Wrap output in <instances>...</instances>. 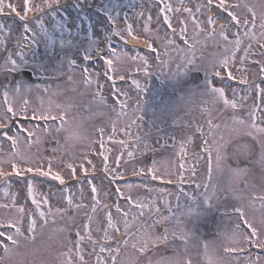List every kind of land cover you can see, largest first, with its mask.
<instances>
[{
	"label": "rangeland",
	"instance_id": "rangeland-1",
	"mask_svg": "<svg viewBox=\"0 0 264 264\" xmlns=\"http://www.w3.org/2000/svg\"><path fill=\"white\" fill-rule=\"evenodd\" d=\"M7 1L17 6L19 11H24L19 7L23 3L22 0ZM65 1L59 0L58 3ZM231 1L240 4V0L239 2L226 0L227 5L231 4ZM246 1L245 7L251 8V11L246 9L243 11V8H238L234 14L243 25L244 21L253 19L252 13L254 12L257 25L255 34L256 31L261 33L264 31L260 28V23L264 20V0ZM33 2L36 5H42L44 0L39 2L33 0ZM158 2L160 4L161 0L111 1L107 6V14L115 22L124 23L123 27H113L109 23L98 26L96 21L98 15L96 10L92 11L97 6L84 4L80 1L73 4L82 11L80 16H73L67 7L58 8L56 5L52 7L48 16H41L38 11L29 12L28 15L34 14L35 21L42 19L43 25L41 26L35 21L31 27L29 25L31 39L27 43V48L23 47L25 49L23 52H20L21 50L19 51L17 47L19 31L15 23L0 21L3 24L0 25L3 27L0 37H3L5 41L4 44H0V172L7 170L10 162H17L22 166L41 164L40 155L43 153V163L47 165L45 170L48 169L49 160H51V168L55 169L54 173L59 172L64 178H70L73 176L67 165L70 164V158H73L72 162L75 168L83 166L84 169H87V173L91 172L88 181L94 183L98 189V193L94 196L100 201L99 206L108 204L109 212L117 216V229L119 227L122 229L124 222L123 212L118 211L116 206L119 205L121 210L130 206L126 204L125 197H132L135 202L148 205L146 207L148 209L151 207L149 195L152 196L153 192L176 190L178 187L176 192H181L180 196L182 193L185 194L183 202L195 206L193 202L196 195L203 193L205 189L216 192V185L222 184L227 179V174H230L229 180L232 181L228 189L230 193L219 201L223 208L229 207L235 214L228 216L224 226L222 217L216 220V229L219 234H209L208 237L214 239L209 241L210 244L205 248L204 240H193V236L191 237L193 241L178 240V236L183 237L187 234L189 237L188 233L184 231L185 228L179 227L178 224L182 220H187L185 216H181L183 214V206H181L179 214L171 210L167 219L165 218L163 221L171 225L167 235L173 238L172 242L169 238L164 239L163 237H166L164 235L153 236L150 234L149 238H146V235L141 232L137 236L130 234L124 239L127 244L123 243L124 241L117 243V248H119L117 259L120 258L117 264H156V258L163 251H169L168 256L171 261L165 259L161 264H186V261L189 264H249L250 261L247 258L252 260L251 255L253 254H249L250 252L245 256L238 254L250 245L248 240L259 239L260 246H264V140L259 138L263 135L260 133L261 128L259 127L260 131L256 126L253 127V123H251L253 121L249 117V112L253 109L255 95L259 99L261 98L257 85L264 88L262 82L264 72L259 73V69H257L264 60V52L261 51L264 49V43L260 48V53L255 47V42L259 40L260 36L256 34L257 39L242 37L240 50L235 53V58L230 61L229 65L224 67L219 62L232 56L234 45L220 38L221 27L216 30L215 36L209 35L211 26L207 24V19L209 14L216 12V8H211L207 4V0H163L161 4H171L172 6V11L167 12L172 27L167 31L165 30L167 22L163 20L165 13L160 12ZM212 3L217 6V0H212ZM197 5H205V7L201 11H197ZM184 8H189L192 13L198 14L195 20L200 22L202 31L197 28L191 16L183 15ZM9 11L11 10L9 9ZM246 12L250 13L246 14ZM137 13H143V15L137 16ZM149 16L151 22L148 24V28L151 35L144 31ZM224 20L227 19L224 17ZM127 23L133 26L132 30L135 31V35L143 37L153 44L158 51L157 54L154 55L151 51L143 52L133 45H128L127 40L132 36L126 31ZM185 25L186 36H181V28ZM233 27H235L234 33L246 31H242V26H237L235 23ZM231 28L227 29L229 30L227 31L229 41L234 40L233 33L230 32ZM117 29L121 31L124 40L118 37ZM249 29L251 31L250 26ZM187 32H191L190 35ZM167 35L168 37H166ZM247 38L249 42H247ZM107 39L117 40L118 52L126 50L129 56L146 57L148 60L147 71H145L142 66L143 60H132L124 54L113 58L115 70L108 69V74L111 73V77L112 75L117 76V84L114 85V90L120 89V92L117 93V107L115 106L116 102H113L109 97L110 93H114L111 92V84L108 82L109 80H103L105 77L98 74L97 67L88 68L95 81L89 84L83 71L72 66L74 61L82 62L83 58L80 54L88 53L84 57L92 56L97 49L102 48V41ZM183 41L188 43L185 44ZM249 44H251V50L248 57L242 59L244 49ZM192 45L195 47L193 48ZM52 51H54V57L50 58ZM30 52L31 54H29ZM9 54L13 59H17L18 68L16 71H6L3 68ZM50 59H53V62L49 61ZM188 60H192V63H188ZM254 61L259 66H256ZM50 65L53 66L50 67ZM30 67L35 70V76L43 78L41 83H28L25 79L18 78L21 69ZM225 69H227V74L231 72L234 76H240L242 80L246 79L248 84H244L240 88L241 91H237L236 88L231 91L224 81H218L215 77L217 71L220 75H224ZM197 72L205 74L201 83H197L193 79V74ZM6 77L10 79L7 81ZM120 77H123V80ZM133 81H139V86H136ZM208 81L211 82L210 85L207 83ZM211 87H223L229 100L236 99L237 108L233 109L230 114L227 113V108H223V101L216 100V96L210 92ZM4 91L9 93L7 100L4 99ZM218 102L220 107L216 106ZM9 104L12 106V113L7 110ZM65 108H72L76 112L87 113L93 117L90 123L95 134L94 143L90 149H83L72 156L61 151H54L53 155L47 154L45 142H52L51 148L56 149L61 142L60 138H56L58 145L53 144L55 139L51 136L40 143H34L39 128L29 127L26 129L33 133L31 139L29 140L24 133H15L14 140L18 147L14 151L5 152L6 145L13 144L7 138L13 137L11 133L3 136L5 126L12 121L21 125L20 117L29 114L37 116L62 114L67 117L68 114L63 110ZM25 109L26 111H24ZM259 113L263 116V112ZM230 117L232 119L229 121ZM209 119L215 124V121L218 120L217 126L222 125L228 128L223 131H209ZM197 126L201 128L206 126V129L203 130L206 139L212 132L211 144L207 143V147L211 149V156L203 150L204 136L197 131ZM100 129H103V137L100 135ZM206 130L208 131L205 132ZM252 133L258 140V146L251 142L254 140L249 137L253 136ZM237 138L242 139H239V143L236 144L234 140ZM98 139L99 142L103 139V147H101V143L96 144ZM225 139H230V143L233 142L229 143L231 148L227 149L228 152L223 146ZM119 141L126 143L121 144ZM181 144L185 145L187 151V154L183 156L180 150ZM40 146L42 147L40 148ZM243 148L248 149L247 162L241 166L226 168L225 176L222 177L220 162L224 158L233 160L237 154L243 152ZM129 151L134 153L131 158L127 155ZM105 156H107L106 162ZM194 156L200 157V160L196 162ZM209 157L216 159L210 165ZM149 159H152V162H149ZM117 161H119L118 164ZM105 163L110 170L108 173L104 172ZM174 163L178 170L177 167L174 168ZM180 164H184V167H179ZM208 165L210 168L208 181L213 183L207 186L203 168L206 169ZM152 166L157 172L156 176L160 174L164 177L175 172L173 175H169V178H174L176 174V178L171 181L172 184L164 187L158 185L152 178ZM28 168H22L23 172H26ZM141 169H143V173H141ZM177 171L178 173H176ZM80 172L84 171L75 170V174H82ZM113 174H115V179L135 176V179L142 181L141 184H131L126 188L123 185L118 186L121 187L119 190L123 193V195H118L110 188L109 180H113ZM25 185L27 186L28 183ZM88 185L89 182L80 186L79 189L77 187V190L73 189L76 194L73 196L75 197L74 201L84 204L76 211V215L73 214L71 217V229L77 232H81L80 217L93 209L90 207L92 204L85 202L87 200L94 204V198L88 195V189H90V185ZM46 186L40 182L34 187L37 199L45 195V191H41V189H45ZM6 187L8 186L0 187V194L2 190L5 192L9 190L5 189ZM220 191L221 189L216 194ZM54 192L57 193L54 194L53 199L62 197L61 192L55 190L52 194ZM109 195L117 198V204L110 202ZM171 195L172 201L174 198L179 200L178 197H174V193ZM135 204L133 203V205ZM56 208L55 205L52 210L54 211ZM104 210L101 208L100 215L103 220L105 218ZM137 210L139 209L137 208ZM153 212L157 214L155 210ZM184 214L187 215L186 208ZM0 215L2 214L0 213ZM56 215H60V213H56ZM96 215L92 211L90 218L96 217ZM60 216L61 218L56 217L52 227L51 223L44 226L40 224L39 231L43 229L44 233L37 241H34L37 242L34 245L18 244V242L16 245H9L6 242L4 245L1 244L0 264H66L67 252L65 250L68 246L75 245L77 241L68 235L67 226L65 223H61L63 215ZM189 216L203 217V215H196L193 211L189 213ZM237 216L247 221L256 230V237H250L249 232H245L241 228L242 224L240 225V220L236 219ZM47 226L49 227L47 228ZM56 231H58V235ZM114 231L116 229L110 228L109 232L114 233ZM188 231L193 234L192 230ZM49 232L53 234L52 238H49L51 244L42 246L40 243L46 239ZM18 240L21 242L24 237L20 235ZM144 240H148L147 246L150 251L155 250L154 255L150 257L142 255L140 248L145 246L141 243ZM168 241L169 243L161 248V243ZM78 247L88 251L85 240L80 242ZM125 247H130L126 256L122 254ZM46 249L54 252L52 257L47 254L49 250ZM233 253L236 255L233 256ZM141 255L145 259L140 260ZM93 257L94 254L91 256L90 262H97V255L95 254L94 259ZM257 257H259L258 264H264V257ZM53 258H55V262L50 263Z\"/></svg>",
	"mask_w": 264,
	"mask_h": 264
},
{
	"label": "snow or ice",
	"instance_id": "snow-or-ice-1",
	"mask_svg": "<svg viewBox=\"0 0 264 264\" xmlns=\"http://www.w3.org/2000/svg\"><path fill=\"white\" fill-rule=\"evenodd\" d=\"M58 2H59V0H44V3L42 5H36L33 2V0H23V3L21 5H19L20 8L24 9L23 14H21V12L18 10L17 6H14L11 3H8L7 7L19 18L20 21L27 22L28 21V13L29 12L38 11L40 13H43L45 11V9H51ZM161 3H163V0H161ZM207 4L211 5L212 4V0H207ZM4 6L5 5L3 4L2 0H0V13H3ZM217 6L220 9H223L224 12H226V13L228 12V5L226 3V0H217ZM204 7H205V5H197V11H201ZM161 11L165 13L163 15V20L165 22H167V27L171 28L172 24H171L169 15L167 14V12L172 11L171 4H163V8L161 9ZM184 11L187 12L189 14V16H191L193 18V22L196 24L197 28H200V22L195 20V17H194V15L192 13V10L189 9V8H184ZM142 15H143V13H137V16H142ZM252 17H253L252 20L244 21L243 25H241L240 19L234 13H231V14H229V23L231 24V23L234 22L235 25L242 26L245 29H248L249 26H250L251 31L246 30L243 33V35L245 37H250L251 39H257L256 34H255V29H256L257 25H256L255 13L254 12L252 13ZM217 19L218 18L216 17L215 14L209 15V17L207 19V24L211 26V30H210V33H209L210 36H215L216 35L215 24L217 23ZM35 22L37 24L41 25V26L43 25V20L42 19H38ZM150 22H151V17L149 16L148 17V21L146 22L145 28H144V31L148 32L149 35H151L150 29L148 28V24H150ZM0 25H3V24L0 23ZM24 27H25V31L26 32L30 30L29 26L27 25V23H25ZM260 28L262 30H264V20L261 21ZM132 29H133V26L130 23H127V25H126L127 33L132 32ZM2 30H3V27H0V31H2ZM200 30L202 31L203 29L200 28ZM173 31H175V30H173ZM117 35H118V37H120L121 40H124V37L121 35V31L119 29H117ZM181 35H185L186 36V25L181 28ZM219 35H220L221 39H223L227 43H231V44L234 45V48H233V51H232V56L228 57V58H225V59H223V60H221L219 62L222 66L227 67L229 65L230 61L235 58V53L240 50V46L242 44V38H241L240 33H236L235 34L236 39L233 40V41H229L228 35H227V26L224 25V24H221V32L219 33ZM259 39H264V31H261ZM257 42H259V41H257ZM4 43H5V41H4L3 37H0V44H4ZM148 47L152 51H155V49L152 47L151 43L148 45ZM192 47L194 48L195 45H192ZM250 50H251V44H249L248 47L246 49H244V57L242 59H247ZM105 51L107 53H110L113 58L117 57L120 54H124V55H128L129 56V54H128V52L126 50H121V51L118 52L117 49L113 46V44H109ZM105 51L100 53V56H103V63H104L106 68L112 69L114 71L115 70L114 69V59L113 58H109V56L105 54ZM86 58L87 59H91V56H88ZM129 58L132 59V60H137V59L143 60V65L142 66L144 67L145 71H147L146 66L148 65V60H147L146 57L129 56ZM187 62L188 63H192V60H188ZM3 68L6 71H16L17 68H18L17 59H13L11 54H9L8 58L6 59L4 65H3ZM260 70H261V72H264V63H262L260 65ZM82 71H83V73L86 76L87 83L91 84V83L95 82L93 80V78H92V74L89 73L88 68L85 67V68L82 69ZM105 75L107 77V73H105ZM215 75L219 76L220 73L217 71V72H215ZM227 75L229 77H231L232 79H235V77L232 75L231 72H228ZM120 79L123 80V77H120ZM112 83L113 84L115 83L114 79L112 80ZM133 83L136 86H139V81H133ZM207 83L210 85L211 82L208 81ZM240 83L247 85L248 81L246 79H244V80H241ZM257 89L261 93L262 100H264V88H260L259 85H257ZM115 92L119 93L120 89L116 88ZM210 92L213 95H215L218 100H222L223 104L225 105V107H231L232 109H236L237 108L238 105H237L236 99L229 100L226 97V95H225V91H224L223 87H211L210 88ZM3 96H4V99L7 100L8 96H9L8 91H4ZM241 99H243V98H241ZM7 110H8L9 113H12V106L10 104L8 105V109ZM24 111H26V109ZM249 117L253 121V127L256 126V124H257L256 121L257 120H264V117H262L260 115V113H259V111L257 109V106L255 104L253 105V109L250 110V112H249ZM32 118L33 119L45 120V121L48 119V117H43V116H41L39 118L37 116H33ZM51 119L53 121H55L58 118L55 117V116H52ZM59 119L60 120L66 119V117H60ZM208 125H209V130L210 131L213 128L218 127L217 125L212 123L211 119L208 120ZM113 130L115 131V128H113ZM262 130H264V129H262ZM25 131L28 132V135L30 137L33 135V133L29 132L27 129H25ZM197 131L200 132L204 136L203 128H201L200 126H197ZM4 135L7 136V133L5 132ZM100 135H101V137H103V129H100ZM7 138L9 140H11L13 142V144L15 143L14 137H7ZM110 139H111V137H110ZM119 143L124 144L126 142L125 141H119ZM101 147H103V139H101ZM180 150H181L182 156L187 154V151H186V148H185L184 144H181ZM203 150L209 156H211V149L207 147V139H206L205 136H204V141H203ZM53 151H55V149H53ZM127 155L131 158V157H133L134 153L129 151L127 153ZM104 160H105V162L107 161V156L104 157ZM118 163H119V161H117V164ZM67 167L71 170L72 176L75 177V168L73 167V165L68 164ZM179 167L183 168L184 164H180ZM16 171H17V174H20L19 168H17ZM26 171L29 172V173H35L37 177L51 178V179H53L55 181H58L59 184L62 185V186L65 185V183H66L65 180H64V177L59 172H55V173L53 172V170L51 168V160H49V167H48L47 170H44L43 168H28V169H26ZM109 171L110 170H109L107 164L105 163L104 172L108 173ZM140 171H141V173H143V169H141ZM84 172H85V174H87V169H84ZM152 173H153L152 178L155 179L156 178V170H155L154 167L152 169ZM0 175L7 176L8 174L0 172ZM112 179L113 180L115 179V174H113ZM181 179H183V177H181ZM34 180H35V177L29 179V182H28V185H27V191H28L29 195L31 196V202L34 205L35 213H38V216L40 218H43L44 223H47L48 215L53 214V210H52L51 206L49 205V200H48L47 196H44L42 199H37V197L35 195H32L33 192H34ZM111 182L112 181H110V183ZM89 185H90L91 192L93 194H97L98 193V189H97L96 185L94 183H92L91 181H89ZM82 191L83 190L81 189V192ZM117 194L118 195H123V193H121L119 189H117ZM66 201H67V204L69 205V207H74L77 210H79V208L82 206L81 204L74 203L72 195L70 194V192L66 196ZM134 203H136V206L140 210L141 213L143 212V210L146 207H148V205H146L144 203H140V202H134ZM99 204H100V201L94 197V204H93V209H92L93 212H95L96 206L99 205ZM45 205H49V207L47 209H45L44 208ZM116 207H117L118 211H122L119 208V205H117ZM18 211L21 213V219H23L24 208L21 207V208L18 209ZM64 211H66V209H61V208H58V207L55 209L56 213H63ZM123 215L125 217H127L128 213L127 212H123ZM90 219L91 218H89V220ZM107 221H108V226L110 228H113V229L116 228V225L113 223L112 216H111L110 212L107 214ZM242 222L244 223V225H247L248 229H251V231L249 232L250 237H256L257 236L256 235V230L251 225H249L247 223V221L242 220ZM128 224H129L128 220L125 219V221H124L125 229H127ZM11 226L13 228H15L16 233L22 234L21 233V228L19 226H17L16 223H13ZM36 226H37V218H36V215L33 214V215H31L29 217V220H28V225H27L28 231H30V232L34 231ZM84 227H85V229H87L88 225H85ZM116 230L118 231V229H116ZM107 238H108V233L105 232V239H107ZM8 239L10 241H12L13 243H16V241L13 240V236L12 235H9ZM85 239L91 240V233L90 232H87L86 236L85 235H81L79 237V241L80 242H83ZM164 239H167V237H164ZM123 243L127 244V241H124ZM248 243L249 244H255L256 246L260 247L259 239H249ZM133 246L135 247V245H133ZM146 247H147V243H145L144 247L140 248V251L141 252L146 251ZM5 250L7 251V246L6 245H5ZM100 251L103 253L105 251L111 252L112 250L111 249H105V248L101 247ZM115 251L118 253L119 252V248L115 249ZM112 259H113V264H115V259L116 258L113 257ZM80 260L83 261V255L80 256ZM258 260H259V257H257L254 260H250L249 264H258ZM97 264H101L99 256L97 257Z\"/></svg>",
	"mask_w": 264,
	"mask_h": 264
},
{
	"label": "clouds",
	"instance_id": "clouds-1",
	"mask_svg": "<svg viewBox=\"0 0 264 264\" xmlns=\"http://www.w3.org/2000/svg\"><path fill=\"white\" fill-rule=\"evenodd\" d=\"M68 115L59 124L37 130L34 143H40L49 136L60 138L61 142L55 149L69 155H75L83 149H90L94 143V131L91 125L93 117L87 113L76 112L75 109H63Z\"/></svg>",
	"mask_w": 264,
	"mask_h": 264
},
{
	"label": "bare ground",
	"instance_id": "bare-ground-1",
	"mask_svg": "<svg viewBox=\"0 0 264 264\" xmlns=\"http://www.w3.org/2000/svg\"><path fill=\"white\" fill-rule=\"evenodd\" d=\"M133 44H136V45H143V46H146V44L143 42V41H140V40H137V39H132L131 41Z\"/></svg>",
	"mask_w": 264,
	"mask_h": 264
}]
</instances>
